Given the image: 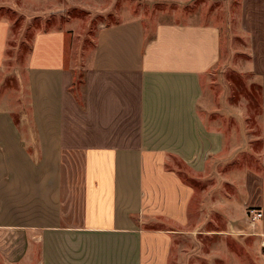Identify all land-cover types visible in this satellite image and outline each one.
Wrapping results in <instances>:
<instances>
[{"label": "crops", "instance_id": "0c3cea01", "mask_svg": "<svg viewBox=\"0 0 264 264\" xmlns=\"http://www.w3.org/2000/svg\"><path fill=\"white\" fill-rule=\"evenodd\" d=\"M244 5L264 93V0ZM11 26L0 17V70ZM71 30L33 40V126L0 106V264H20L18 247L25 261L37 249V264H168L176 235L191 225L243 242L241 256L233 247L214 253L224 264H264V218L256 234L236 233L249 205L264 210V177L247 165L224 179V132L199 109L203 76L221 58V28L159 22L148 37L141 16L102 25L81 94ZM178 162L204 182L199 199ZM156 218L170 232L144 227Z\"/></svg>", "mask_w": 264, "mask_h": 264}, {"label": "rangeland", "instance_id": "374dc122", "mask_svg": "<svg viewBox=\"0 0 264 264\" xmlns=\"http://www.w3.org/2000/svg\"><path fill=\"white\" fill-rule=\"evenodd\" d=\"M251 1L0 0V17L9 18L12 25L6 63L0 70V99L3 97L0 106L12 107L17 120L25 128L33 126L27 66L38 31L65 26L73 29L69 42L73 51L71 56L75 58V78L80 83L76 88L81 94L82 89L84 91L86 67L102 25L141 16L148 37H152L159 22L216 24L221 28L222 54L215 66L203 76L199 109L210 126H218L224 132L228 155L222 161L224 179L231 175L237 177L247 165L257 167L259 175L264 177L263 78L261 71L255 67L254 40L252 32L246 29L249 7L247 9L244 5ZM252 11H249L250 15ZM10 97L12 100L7 101ZM78 140L85 142V134L79 136ZM228 159L233 166L231 162L227 163ZM175 167L185 179L191 181L196 189L195 197L199 199V187L204 189V182H200L198 176L191 174L182 163H176ZM235 168L239 170L233 172ZM208 184L206 189L213 188V181L210 187ZM198 216L199 213L193 215L194 218ZM146 223V228L170 232V224L165 219L156 218ZM196 226L191 225L194 229L179 231L176 235L171 257L169 249L168 264H224L220 256L218 260L215 258L214 253L229 254L232 247L238 249L241 256L239 250L243 251L244 244L241 242V246L235 235L209 234ZM17 250L16 262L21 260L20 264H37V249L30 261L22 259V247Z\"/></svg>", "mask_w": 264, "mask_h": 264}, {"label": "built area", "instance_id": "2783aa9c", "mask_svg": "<svg viewBox=\"0 0 264 264\" xmlns=\"http://www.w3.org/2000/svg\"><path fill=\"white\" fill-rule=\"evenodd\" d=\"M264 218V210L262 207L257 205H249L246 208V229L240 230L238 234L250 235L256 234V228L260 225L261 221Z\"/></svg>", "mask_w": 264, "mask_h": 264}]
</instances>
